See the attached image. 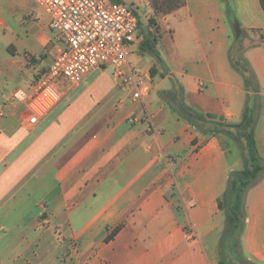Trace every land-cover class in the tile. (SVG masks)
I'll list each match as a JSON object with an SVG mask.
<instances>
[{"label":"crops","instance_id":"crops-1","mask_svg":"<svg viewBox=\"0 0 264 264\" xmlns=\"http://www.w3.org/2000/svg\"><path fill=\"white\" fill-rule=\"evenodd\" d=\"M120 1L152 34L140 52L149 95L134 101L99 67L78 85L65 81L60 102L31 125L13 93L62 44L39 8L12 27L0 0V76L21 78L0 83V264H219L218 199L242 156L231 158L228 134L196 130L164 92L176 80L187 105L240 122L248 93L229 57L238 40L259 85L254 138L264 165V9L260 0ZM239 241L264 264V168L246 191Z\"/></svg>","mask_w":264,"mask_h":264},{"label":"built area","instance_id":"built-area-1","mask_svg":"<svg viewBox=\"0 0 264 264\" xmlns=\"http://www.w3.org/2000/svg\"><path fill=\"white\" fill-rule=\"evenodd\" d=\"M32 1L48 17L62 46L27 91L18 88L13 93L29 124H36L60 102L65 81L78 85L99 67L109 66L117 86L134 101H144L152 90L150 75L127 60L128 44L134 43L138 34V18L131 7L120 0ZM144 119L148 121V114ZM138 120L127 118L129 123Z\"/></svg>","mask_w":264,"mask_h":264},{"label":"trees","instance_id":"trees-1","mask_svg":"<svg viewBox=\"0 0 264 264\" xmlns=\"http://www.w3.org/2000/svg\"><path fill=\"white\" fill-rule=\"evenodd\" d=\"M264 9V0H260ZM140 22L138 21V34L140 36ZM150 40L149 49L152 47ZM8 51L13 52L10 46ZM244 47L235 40L229 49V57L232 66L243 76L245 88L248 93L242 119L238 123H227L220 120H212L205 113L187 105L183 99V90L176 80L172 82V88L164 92L172 108L186 119L198 131L215 134L226 133L233 135L229 128L237 130L244 138V153L242 156L243 167L240 170L230 172L227 187L222 196L218 199V208L224 212V228L219 241V264H230L227 255L236 249L237 264H255L249 261L241 251L240 234L245 226V194L246 191L256 183L259 173L264 168L260 162L256 142L254 138V126L256 110L259 102V85L254 71L242 52ZM153 72V68H151ZM178 87V88H176ZM111 236V235H110ZM106 239H109V237Z\"/></svg>","mask_w":264,"mask_h":264},{"label":"rangeland","instance_id":"rangeland-1","mask_svg":"<svg viewBox=\"0 0 264 264\" xmlns=\"http://www.w3.org/2000/svg\"><path fill=\"white\" fill-rule=\"evenodd\" d=\"M3 4L7 10L9 26H18L20 23L23 22V20L28 19V15L32 11H37L39 7L32 1V0H2ZM40 10V9H39ZM140 36L136 38L134 43L128 44L127 47V60L139 71H142V68L146 64L147 57L144 55L142 57L140 55V52H143L146 49H149L150 44V34L151 31H149L148 25L140 22ZM152 35V34H151ZM5 40L1 38L0 36V65L4 63L3 56L7 54L6 48H5ZM62 44V43H60ZM110 68H107V73L110 74ZM157 79V78H156ZM21 81V78L16 75L13 78L9 76V80H5V78L0 76V83H7L9 84V87H13L14 84H18ZM164 84H168V81H166ZM24 89L27 91L28 89ZM178 88V87H176ZM231 132H233L228 140L226 141V146L230 149L231 158L233 160L239 159L238 157L243 156L244 153V138L237 132L236 129L230 127ZM207 252L210 255V257L213 259L214 254L212 248L207 246ZM237 251L236 249H232V251L227 255L228 260L231 261L230 264H237ZM220 258V255L218 253V259Z\"/></svg>","mask_w":264,"mask_h":264},{"label":"water","instance_id":"water-1","mask_svg":"<svg viewBox=\"0 0 264 264\" xmlns=\"http://www.w3.org/2000/svg\"><path fill=\"white\" fill-rule=\"evenodd\" d=\"M206 116H207L208 118L215 119V120H222V119H223L222 116H219V115H217V114L207 113Z\"/></svg>","mask_w":264,"mask_h":264}]
</instances>
